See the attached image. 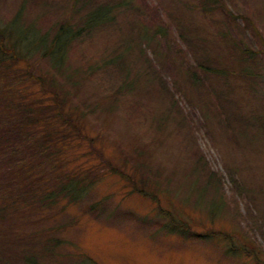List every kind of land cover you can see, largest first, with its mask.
<instances>
[{"label": "rangeland", "instance_id": "rangeland-1", "mask_svg": "<svg viewBox=\"0 0 264 264\" xmlns=\"http://www.w3.org/2000/svg\"><path fill=\"white\" fill-rule=\"evenodd\" d=\"M101 4L114 21L84 30L70 47L71 81L59 76V100L94 143L75 138L82 154L65 161L36 150L44 189L73 177L84 195L31 206L1 192L0 256L264 264V0H0V20L20 12L54 33L82 28ZM32 62L50 68L40 54Z\"/></svg>", "mask_w": 264, "mask_h": 264}, {"label": "trees", "instance_id": "trees-1", "mask_svg": "<svg viewBox=\"0 0 264 264\" xmlns=\"http://www.w3.org/2000/svg\"><path fill=\"white\" fill-rule=\"evenodd\" d=\"M111 9L110 4L98 5L86 15L82 28L63 22L54 33L43 31L35 25L22 24L20 12L10 22L0 20V172L10 169L11 175V185L0 188V208L1 192H11L12 189L14 197L23 196L33 203L31 206L37 205L36 202L53 203L58 197L67 195L73 200L84 195L81 185L84 181L79 182L73 177L64 178L65 181L57 189H44V180L37 168L43 156H39L36 150H40L48 160L64 157L65 161L68 153H75L74 157L82 154L77 147L78 142L87 143V139L94 141L84 128L83 115L59 100V93L64 89L59 76L63 75L71 81L72 78L67 76L70 47L84 30L97 29L114 21L108 15ZM35 54L48 59V71L32 70V57ZM38 93L42 98L38 97ZM53 100L54 105H51ZM55 124L60 127L56 131L52 128ZM75 138L79 141L75 142ZM30 148L38 155L26 156ZM68 163H62L60 167ZM110 170L120 172L116 168ZM28 187L35 188V192L29 191ZM37 258L29 255L26 262L40 264ZM8 262L10 258L0 256V264Z\"/></svg>", "mask_w": 264, "mask_h": 264}]
</instances>
